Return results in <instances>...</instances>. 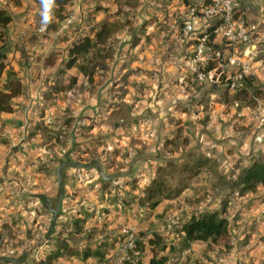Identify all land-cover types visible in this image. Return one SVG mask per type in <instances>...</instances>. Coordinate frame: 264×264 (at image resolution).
Returning <instances> with one entry per match:
<instances>
[{"label": "rangeland", "instance_id": "374dc122", "mask_svg": "<svg viewBox=\"0 0 264 264\" xmlns=\"http://www.w3.org/2000/svg\"><path fill=\"white\" fill-rule=\"evenodd\" d=\"M202 2L72 0L64 10L55 4L57 19L74 16L75 34L61 38L67 46L92 35L90 26L98 23L110 39L79 55L74 68L67 66V46L50 54L47 63L55 71H49L37 94L40 104L51 105V113L40 132L53 141L59 160L38 162L43 177L18 178L27 188L13 194L9 209H1L0 255L28 251L23 264H98L132 237L136 248L127 264H149L154 254L167 255L166 264H264V186L242 191L239 181L245 168L264 161V0H244V10L256 15L244 16L258 31L252 36L251 45L258 47H251L252 62H262L248 87L233 93L224 74L216 88L198 78L192 62L182 18ZM63 101L61 111L52 107ZM142 154L169 160H139L131 174L109 180L96 166L66 167L65 197L46 238L53 212L45 197L55 207L60 192L57 163L67 155L74 161L98 159L112 174L127 172L132 158ZM225 203L228 235L217 241L184 240V222L222 210ZM62 240L71 254L48 259ZM85 252L93 253L89 263Z\"/></svg>", "mask_w": 264, "mask_h": 264}, {"label": "crops", "instance_id": "0c3cea01", "mask_svg": "<svg viewBox=\"0 0 264 264\" xmlns=\"http://www.w3.org/2000/svg\"><path fill=\"white\" fill-rule=\"evenodd\" d=\"M0 8L7 9V12L13 17V20L6 28L7 41L3 50L6 53L7 66L0 76V80L3 82L1 84L4 85L8 81L7 79L10 78V74L14 73V76L20 78L24 88L23 93L13 99V112L0 111L1 212V209H9L8 205L12 202V196H14L13 194L17 190H20L21 193H24L26 190L27 182H19L18 178L43 177L41 173L42 169H39L38 162L44 159L51 164L54 160H59V156L56 154V151L59 152V150L56 147L55 150L53 149V141L49 142V144L45 140L46 134L40 132L43 123H47L50 120L51 105L40 104L39 96L41 95L37 94V89L42 84V81L48 77L49 71H55L47 63L50 54L66 47L67 44L63 43L61 38L66 34L73 36L77 27L74 28L71 24L65 25V19L59 20L53 15L52 21L57 23L58 26L56 28H50L48 26L46 30L41 31V5L38 3V0H20L17 4L14 1L12 2V0H0ZM244 9L243 0L241 12L243 16L246 15L249 19L256 16L252 15V10L249 12ZM76 11L78 12L79 9L77 8ZM100 25L98 23L90 26L93 31L92 35L99 32ZM250 28L252 36L258 33L255 26H250ZM102 29H104V26ZM81 31H83V28L80 29ZM92 35L89 37H92ZM85 36L88 35H83V37ZM108 39L110 38L107 34L102 44H105ZM61 45H63L62 48ZM70 45L67 46V50ZM251 47H256V44H252ZM255 62L254 72L257 74L259 71L258 64L262 60ZM123 70H126V68L124 67ZM147 74L150 75V78L153 76L150 72H147L145 75ZM65 105L66 103L63 101L62 104L58 103L52 107L61 111ZM103 105H105V102ZM85 107L83 106V108ZM77 108L78 105L75 104V109ZM40 124L41 126H39ZM61 163H57L55 168L57 169ZM3 178L4 182L1 183ZM12 178L16 179L14 180ZM17 185L19 187L15 189ZM50 189L52 195L56 193L54 186L50 187ZM41 193L46 195L43 191ZM45 198L49 201L47 196ZM90 259L91 257L86 263H89Z\"/></svg>", "mask_w": 264, "mask_h": 264}, {"label": "built area", "instance_id": "2783aa9c", "mask_svg": "<svg viewBox=\"0 0 264 264\" xmlns=\"http://www.w3.org/2000/svg\"><path fill=\"white\" fill-rule=\"evenodd\" d=\"M242 4L243 0H203L182 18L184 33L192 41L198 78L213 81L218 87L217 78L224 74L232 93L248 87L251 76L256 75L251 28L241 13ZM73 17L65 18V25L71 24ZM211 64H215L212 70L208 69ZM135 248L134 240L128 237L109 252L106 262L98 264H127Z\"/></svg>", "mask_w": 264, "mask_h": 264}, {"label": "trees", "instance_id": "16d2710c", "mask_svg": "<svg viewBox=\"0 0 264 264\" xmlns=\"http://www.w3.org/2000/svg\"><path fill=\"white\" fill-rule=\"evenodd\" d=\"M71 1L72 0H55V4L59 7V10H64L66 5ZM12 19V15L9 14L6 9L0 8V76L3 74L7 66L6 53L3 51V48L7 40L6 28ZM107 34L108 33L102 29L96 34L95 40L89 36H85L82 39L73 42L69 46L70 58L67 61V66H74L79 55L95 48L97 44L107 36ZM14 75V73H11L9 76L10 78L4 85L0 83V111L9 113L13 112L14 97L23 93L24 88L22 82L20 78L15 77ZM239 181L242 186V191L253 190L260 185L264 186V161H255L250 167L245 168L239 176ZM226 213L227 204L225 203L222 210L216 209L206 211L200 215L191 216L190 219L182 225V231L185 234L184 240L189 244L196 241H217L228 235L229 219ZM154 243V240L150 239V244ZM67 254H71L69 244L66 240L58 241L56 248L49 254L48 259H58ZM92 254L93 253L91 252H85V257L88 258ZM96 255L99 257V254ZM167 261V255L158 256L157 254H154L150 258L149 264H166Z\"/></svg>", "mask_w": 264, "mask_h": 264}, {"label": "water", "instance_id": "95a60500", "mask_svg": "<svg viewBox=\"0 0 264 264\" xmlns=\"http://www.w3.org/2000/svg\"><path fill=\"white\" fill-rule=\"evenodd\" d=\"M204 132H205V130H202L201 134H203ZM198 145L196 147L192 148V150L196 149L198 147ZM189 151H187L185 154H187ZM145 159H153V160H160V161L169 160L167 158H161V157H157V156H153V155H149V154L136 155L132 158L130 166H129V170L127 172H115L112 174H106L101 161L98 159H92L89 162L74 161L67 155V160L62 162L57 168V179H58L59 190H60L59 198L57 200V204L55 207H52L51 201L49 200L47 202V207L49 208V210H51L53 212V216L51 219V224L49 226V230L46 234V238L47 239L51 238V234L55 228V225H56V222H57V219L59 216V212H60L64 197H65V182H64V178H63V170L66 167L91 168L93 166H96L101 177L105 180H109V179L114 178L116 176L131 174L133 172L135 163L139 160H145ZM28 255H29L28 251L24 252L22 255L17 256V257L12 256V255H0V261L15 263V264H23L26 261Z\"/></svg>", "mask_w": 264, "mask_h": 264}, {"label": "clouds", "instance_id": "9594fccd", "mask_svg": "<svg viewBox=\"0 0 264 264\" xmlns=\"http://www.w3.org/2000/svg\"><path fill=\"white\" fill-rule=\"evenodd\" d=\"M40 5H41V11H40L41 31H44L46 30V28L53 19L55 0H40Z\"/></svg>", "mask_w": 264, "mask_h": 264}]
</instances>
